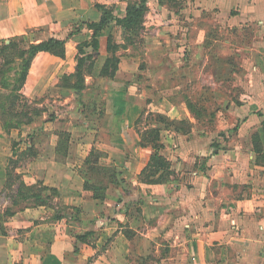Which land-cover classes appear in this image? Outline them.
<instances>
[{"label":"crops","instance_id":"crops-1","mask_svg":"<svg viewBox=\"0 0 264 264\" xmlns=\"http://www.w3.org/2000/svg\"><path fill=\"white\" fill-rule=\"evenodd\" d=\"M127 1L0 0V40L67 38L64 57L39 52L31 62L21 93L43 112L19 132L27 141L16 146L27 161L13 171L25 185L57 194L47 200L43 192L45 204L4 216L15 209L17 183L2 160L0 264H264V0H161L145 16L143 59L132 46L120 49L109 78L99 74L107 38L122 42L112 20L97 34L81 94L61 89L78 45L93 35L81 24L99 21L100 6L122 16ZM176 18L183 21L171 25ZM160 40L161 56L153 58ZM155 93L161 105L149 99ZM186 95L196 111L216 114L200 121ZM202 95L228 100L209 109L191 99ZM150 112L179 128L166 129ZM149 127L161 128L164 182L141 180L154 150L139 145V133ZM61 130L70 134L64 152L57 151ZM91 148L102 153L100 165L122 170L125 191L109 185L104 199H94L84 188L79 170ZM87 231V242L76 240Z\"/></svg>","mask_w":264,"mask_h":264},{"label":"trees","instance_id":"trees-1","mask_svg":"<svg viewBox=\"0 0 264 264\" xmlns=\"http://www.w3.org/2000/svg\"><path fill=\"white\" fill-rule=\"evenodd\" d=\"M147 1L128 0L122 16L115 15L113 8L100 6L99 9L102 13L99 21L83 22L81 28L91 29L93 35L89 41L78 45L75 71L71 74L63 75L58 86L61 89H68L79 95L81 94L85 88V75L91 73L94 64V54L98 51L99 43L97 34L112 20H114L115 26L120 30L122 42H117L116 37L112 34L108 36L106 45L108 56L99 74L100 76L113 78L120 62L118 51L120 49H126L129 46L136 47V45L142 42L144 17L148 11ZM78 30L80 28L71 31L68 36ZM21 38H25V36L0 40V88L9 91L7 94L0 93V118L4 122L3 126L8 129L31 124L43 112V109L39 107H31L29 104L33 103V101L29 103L27 98L21 93L35 55L39 52H48L59 57L65 56V43L67 38L51 37L37 43L28 41L26 42L25 48L19 47L18 39ZM88 47L91 48V52L85 50ZM16 59L19 60L18 63H14ZM12 63H14L15 67H11ZM10 70H13L12 77L7 75V72ZM20 102L23 103L20 105ZM187 104L191 108L192 114L198 112L192 107V102L191 104ZM12 118H15V121L12 122ZM23 118L24 120H22ZM153 120L166 129L171 126L179 128V125H176L177 122L171 121L165 115L159 113L154 115ZM160 130V127H149L139 133V145L149 144L154 150L147 167L141 172V180L143 182H164L168 175L165 171L169 164L159 155L161 149ZM69 137L70 134L64 130L58 132L57 151H65ZM101 155L102 153L100 151L92 148L89 149L85 156L83 167L79 170L84 180V188L92 191V197L94 199H104L106 189L109 185L123 187L125 191V180L122 177V170L116 167L100 165L99 158ZM161 168L165 169L162 173L160 172ZM14 178L18 180L16 198L12 199V206H15V209L14 207L6 208L3 212L4 216H11L16 210H21L31 204H45V197L42 196L43 192L49 191L46 197L47 200L57 194L54 188H48L42 185L27 186L20 180L18 175H15ZM23 201L25 203L21 205ZM28 201H30V204L26 203ZM54 218H61L59 212L54 214ZM91 236H93V232L87 231L82 235H77L76 240L79 242H87Z\"/></svg>","mask_w":264,"mask_h":264},{"label":"rangeland","instance_id":"rangeland-1","mask_svg":"<svg viewBox=\"0 0 264 264\" xmlns=\"http://www.w3.org/2000/svg\"><path fill=\"white\" fill-rule=\"evenodd\" d=\"M169 2H170V4H172L171 3V1L172 0H168ZM164 3H166V1H164ZM158 5H161V0H148V6H149V8H148V11H147V13L145 14V16L148 14V12L149 11H152L153 10V6H158ZM173 5V4H172ZM170 7H172V8H176V6H170ZM150 9V10H149ZM172 12H174V10L172 11ZM144 20H145V17H144ZM161 20V19H160ZM177 21H183L182 19H180V18H176L175 19V22H173V24H171V25H176L175 23L177 22ZM160 30H161V28H160ZM119 31V30H118ZM150 32V31H149ZM148 32L146 31V28L144 27V29H143V32H142V35L143 36H145L146 34H147ZM160 34H161V31H160ZM117 35H118V32H117ZM145 40V39H144ZM18 41H19V47H22V48H25L26 47V42H28L29 41V39L27 38V37H25V38H21V39H18ZM145 42H143V39H142V42L141 43H139L138 45H136V47H134V49H135V52L137 53V55H139V56H141V58L143 59V52H144V50H143V48H144V46L145 45H143ZM158 47H160V48H158V50H156V48L155 49H153L152 51H155V53H153V58H157V55H159V56H161V40H160V44L158 45ZM232 53V52H231ZM230 52H228V54H231ZM168 54V53H167ZM18 59H16L15 60V62L14 63H18ZM14 63H12L11 64V67H15V65H14ZM139 68L140 69H145V67H144V64L143 63H141L140 64V66H139ZM235 69V68H234ZM236 71V70H235ZM231 72H233V69H232V71ZM237 72V71H236ZM238 73V72H237ZM7 75L8 76H13V70H10L9 72H7ZM231 76L229 75V78H230ZM141 79H143V76H141ZM232 79V78H231ZM145 85L149 88H151L152 86H151V84H148V83H145ZM201 85V84H200ZM199 84H198V86L196 85V86H194L195 88H194V90L196 91L197 89H199V88H196V87H199L200 86ZM186 87L188 88L187 89V91L188 92H190L191 90V87L188 85V84H186ZM202 88H205L204 86H202ZM9 91L8 90H6V89H2V88H0V93H2V94H7ZM203 96V95H202ZM170 99L172 98V97H169ZM222 98H224V101H226V100H228V97H217V99H213L212 97H208V96H203V97H195V96H192L191 97V99L193 100V101H196V102H194V103H198V102H200V103H202L203 105H206L209 109H213V108H215V107H219V109L221 110L222 109ZM149 99H152V100H154L158 105H161V94H157V93H155L154 95H152ZM169 100V99H168ZM186 100H187V102L188 103H190L191 104V102H190V98H189V96L188 95H186ZM29 101V100H28ZM169 101H171V100H169ZM36 102H38V101H36ZM35 101H33V103H28L29 105H31V107H38V106H36L34 103H36ZM165 102H167V100H165ZM21 103H23V102H20V105H21ZM55 105V108H54V111H59L60 110V107L59 108H57L58 107V104H53V106ZM195 107H197V106H195ZM50 110L52 111V107H50ZM209 111H211V110H209ZM211 114L212 116L213 115H215L216 113H212V112H202V111H198L197 113H193L194 115H196L197 116V118L201 121V120H205L206 119V117H207V114ZM218 114V113H217ZM154 115L155 114H153L152 112H150L149 113V118H151V119H153L154 118ZM223 116V114L220 116V117H222ZM216 119H218V118H216ZM22 120H24V118L22 119ZM13 121H15V118H12V122ZM38 121H39V118H38ZM199 121V125H201V122ZM226 122H227V118H226ZM3 120H1V118H0V163L2 162V160L3 161H6L7 162V166H6V169H7V173H8V175H12V177L10 178L11 179V181H14V182H16L17 184H18V180H16L14 177H15V174H14V168L16 167V166H18V164H20V165H22V164H24L26 161H27V159L25 158V157H23V155L20 153V148H22V147H17L16 146V141H18V142H21L22 140H24L25 139V141H27V137H21V133H19V132H21V131H23V130H26L27 128H25V127H23V125H21L20 127H17V128H10V129H8V128H5L4 126H3ZM26 125V124H25ZM185 124H182V125H180L181 126V129H185V126H184ZM27 127V126H26ZM22 129V130H21ZM20 130V131H19ZM6 140H10L9 141V144H7V141ZM21 140V141H20ZM15 142V146H13L12 144ZM25 145V144H24ZM8 183V182H7ZM40 186V185H39ZM25 202L23 201V202H21V205L22 204H24ZM27 204H30V201H28V202H26ZM55 210V209H54ZM144 227H143V224L141 225H138V229H140V230H144L143 229ZM161 244V243H160ZM154 248V245H152V246H150L149 247V249H152V248ZM153 250V249H152ZM157 255V254H156ZM155 257L156 256H152V254H150V257H149V261H147L148 263H153V261H154V259H155Z\"/></svg>","mask_w":264,"mask_h":264}]
</instances>
